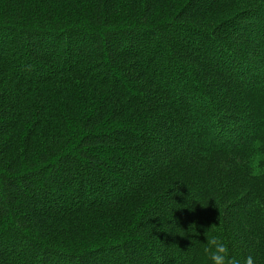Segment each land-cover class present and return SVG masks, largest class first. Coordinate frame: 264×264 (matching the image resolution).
<instances>
[{"label":"trees","instance_id":"1","mask_svg":"<svg viewBox=\"0 0 264 264\" xmlns=\"http://www.w3.org/2000/svg\"><path fill=\"white\" fill-rule=\"evenodd\" d=\"M264 264V0H0V264Z\"/></svg>","mask_w":264,"mask_h":264},{"label":"clouds","instance_id":"2","mask_svg":"<svg viewBox=\"0 0 264 264\" xmlns=\"http://www.w3.org/2000/svg\"><path fill=\"white\" fill-rule=\"evenodd\" d=\"M215 230H212L206 235L205 242L201 243L196 240L193 243L192 248L196 255H203L206 257L208 264H241V261L230 255L229 249L225 242L217 235L213 234ZM243 264H254L253 256L249 255L244 258Z\"/></svg>","mask_w":264,"mask_h":264}]
</instances>
